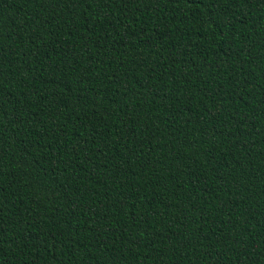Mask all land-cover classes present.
Listing matches in <instances>:
<instances>
[{
  "label": "trees",
  "instance_id": "16d2710c",
  "mask_svg": "<svg viewBox=\"0 0 264 264\" xmlns=\"http://www.w3.org/2000/svg\"><path fill=\"white\" fill-rule=\"evenodd\" d=\"M0 264H264V0H0Z\"/></svg>",
  "mask_w": 264,
  "mask_h": 264
}]
</instances>
